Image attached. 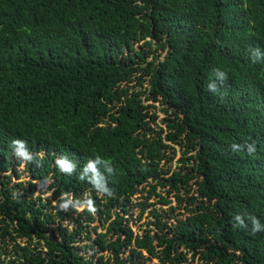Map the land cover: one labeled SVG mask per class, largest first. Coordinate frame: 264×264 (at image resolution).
Here are the masks:
<instances>
[{
	"label": "trees",
	"instance_id": "1",
	"mask_svg": "<svg viewBox=\"0 0 264 264\" xmlns=\"http://www.w3.org/2000/svg\"><path fill=\"white\" fill-rule=\"evenodd\" d=\"M152 260L264 264V0H0V264Z\"/></svg>",
	"mask_w": 264,
	"mask_h": 264
},
{
	"label": "rangeland",
	"instance_id": "2",
	"mask_svg": "<svg viewBox=\"0 0 264 264\" xmlns=\"http://www.w3.org/2000/svg\"><path fill=\"white\" fill-rule=\"evenodd\" d=\"M142 45H143V41H141V42H138V43H136L135 45H134V47L135 48H137V51H141L142 50ZM155 45L156 44H154V46L152 47V53H154L155 55H158L159 54V50L155 47ZM157 46V45H156ZM144 49L145 50H148L147 48H145L144 47ZM164 55H165V53H163V56H162V58L164 57ZM160 56H161V54H160ZM147 60H151V55L150 56H148V58H147ZM132 84H136V82L135 81H133L132 83H131V85ZM158 108V112H157V114H158V120H157V123H159L158 125L159 126H164V119L166 118V114L164 113V112H162V111H159V107H157ZM179 157H180V151H179V149L178 148H176V150H175V159H174V162L176 161V164L173 162L172 164H171V168H175V166L176 165H179V162H177L178 161V159H179ZM18 168V170H20V171H23V168H24V166L23 165H21V166H18L17 167ZM28 180H30L27 176H26V173H24V175H22L21 176V178H20V181H18L16 178H14V177H12V179H11V181H12V183L13 184H15V183H17V182H22L23 184V186H26V182H28ZM159 190V189H158ZM34 195L35 196H38V195H41L43 198L44 197H50L51 196V194L50 193H46L45 192V190H42L39 186H37L36 187V189H35V193H34ZM145 195V193H143V196ZM142 198V193H138V194H136L134 197H133V199H132V201H133V203H138V202H143L144 201V199H141ZM151 202H154V201H156V197L155 198H151V200H150ZM53 203L55 204L56 203V201H53ZM174 204V203H173ZM155 207H159L158 205H155ZM155 207H153V208H155ZM161 208H165V207H162L161 206ZM83 209V207H79L78 208V210H82ZM149 210L150 209H147L142 215H140V207H133L131 210H130V213L128 214V215H125V217L128 219V223H129V226L131 227V229H132V231L134 232V234H139V235H142L143 234V232H144V230L147 228L146 226V224H147V222L149 221V220H151L152 218H151V215L149 214ZM122 215V214H121ZM93 226H96L97 227V231H101V227H102V225H101V222H95L94 224H93ZM107 225L105 224V227H106ZM83 244H85V241L84 242H82ZM21 245H25V242L24 241H22L21 242ZM78 245V244H77ZM12 247H13V244L12 243H10L9 244V246L5 249V250H7V251H9L10 253H11V250H12ZM12 255V254H11ZM8 257H10V256H2V260L3 259H5V260H7L8 259ZM157 262V260H152L150 263H152V264H154V263H156ZM150 263H145V264H150ZM3 264H6V261L3 263Z\"/></svg>",
	"mask_w": 264,
	"mask_h": 264
}]
</instances>
